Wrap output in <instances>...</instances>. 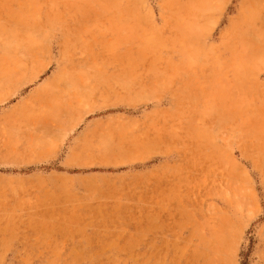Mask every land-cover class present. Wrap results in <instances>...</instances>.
<instances>
[{
  "label": "rangeland",
  "instance_id": "obj_1",
  "mask_svg": "<svg viewBox=\"0 0 264 264\" xmlns=\"http://www.w3.org/2000/svg\"><path fill=\"white\" fill-rule=\"evenodd\" d=\"M0 264H264V0H0Z\"/></svg>",
  "mask_w": 264,
  "mask_h": 264
}]
</instances>
